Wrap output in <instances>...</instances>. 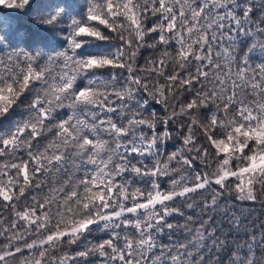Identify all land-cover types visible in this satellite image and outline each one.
<instances>
[{
	"label": "snow or ice",
	"instance_id": "6c2138e0",
	"mask_svg": "<svg viewBox=\"0 0 264 264\" xmlns=\"http://www.w3.org/2000/svg\"><path fill=\"white\" fill-rule=\"evenodd\" d=\"M257 201L264 0H0V264H264Z\"/></svg>",
	"mask_w": 264,
	"mask_h": 264
},
{
	"label": "trees",
	"instance_id": "16d2710c",
	"mask_svg": "<svg viewBox=\"0 0 264 264\" xmlns=\"http://www.w3.org/2000/svg\"><path fill=\"white\" fill-rule=\"evenodd\" d=\"M20 27L22 29H30V25L28 24V21L26 19H21L20 21H18ZM247 43V41H246ZM145 55L147 56L148 53L146 52ZM262 58L259 56L258 51L253 55V62L254 63H258L260 62ZM242 207L244 215L249 217V222L254 221L255 222V227L259 228V225L261 223H264V206L261 205V203L259 201L255 202V203H245L243 206H239L238 208ZM211 213H209L210 215ZM5 215H7V213H5ZM204 219H207V216L204 217ZM223 217H220L219 215H217V220H223ZM194 221L195 223L193 225H191L192 227H195L198 224V221L195 219L194 217ZM180 223H183V219L180 218L179 219ZM163 243L165 244H173L177 241H183L186 242L188 239H190V237L188 236V234L186 232L183 231H178V232H174L171 236V239H169V237L167 235L163 236L160 238Z\"/></svg>",
	"mask_w": 264,
	"mask_h": 264
}]
</instances>
